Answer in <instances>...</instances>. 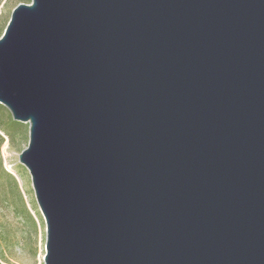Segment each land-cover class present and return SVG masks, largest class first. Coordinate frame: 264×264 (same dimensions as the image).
I'll use <instances>...</instances> for the list:
<instances>
[{
    "label": "water",
    "instance_id": "obj_1",
    "mask_svg": "<svg viewBox=\"0 0 264 264\" xmlns=\"http://www.w3.org/2000/svg\"><path fill=\"white\" fill-rule=\"evenodd\" d=\"M0 105L43 264H264V0H30Z\"/></svg>",
    "mask_w": 264,
    "mask_h": 264
},
{
    "label": "rangeland",
    "instance_id": "obj_2",
    "mask_svg": "<svg viewBox=\"0 0 264 264\" xmlns=\"http://www.w3.org/2000/svg\"><path fill=\"white\" fill-rule=\"evenodd\" d=\"M19 3L29 4L30 0H4L0 5V37ZM3 109L0 122L5 124L9 112ZM19 124L9 131V137L0 130L4 138L0 147V264H43L45 225L30 175L18 162L28 143V124Z\"/></svg>",
    "mask_w": 264,
    "mask_h": 264
},
{
    "label": "trees",
    "instance_id": "obj_3",
    "mask_svg": "<svg viewBox=\"0 0 264 264\" xmlns=\"http://www.w3.org/2000/svg\"><path fill=\"white\" fill-rule=\"evenodd\" d=\"M5 1H6V0H5ZM3 2H4V0H0V5H2ZM1 110H4L2 106H0V111H1ZM6 119H7V123L2 124V123L0 122V130H1L2 133H4L5 136L9 137V131H14V130H13V127H14L16 124H19V123L14 122V121L12 120L10 114L7 115ZM19 125H20V124H19ZM3 141H4V138L0 135V147H1L2 143H3ZM0 167H1V160H0ZM7 175H8V174H7Z\"/></svg>",
    "mask_w": 264,
    "mask_h": 264
},
{
    "label": "bare ground",
    "instance_id": "obj_4",
    "mask_svg": "<svg viewBox=\"0 0 264 264\" xmlns=\"http://www.w3.org/2000/svg\"><path fill=\"white\" fill-rule=\"evenodd\" d=\"M11 171V170H10Z\"/></svg>",
    "mask_w": 264,
    "mask_h": 264
}]
</instances>
